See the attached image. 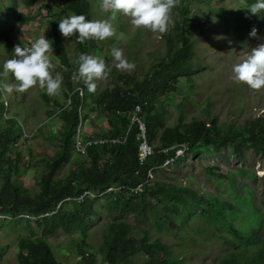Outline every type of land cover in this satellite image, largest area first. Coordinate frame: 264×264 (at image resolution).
<instances>
[{
	"label": "trees",
	"instance_id": "trees-1",
	"mask_svg": "<svg viewBox=\"0 0 264 264\" xmlns=\"http://www.w3.org/2000/svg\"><path fill=\"white\" fill-rule=\"evenodd\" d=\"M38 1L20 3L28 10ZM219 1L177 0L170 12L171 22L164 32H159L164 51L148 53L155 63L145 73L132 75L117 72L105 59L107 78H122L123 82L110 81L108 86L92 92L78 76V58L81 53L98 52L97 39L80 41L74 32L69 37L75 55L71 65L64 36L57 27L58 20L70 14L84 13L86 19L92 18V0H53L52 4L43 5L49 8L46 36L55 49L62 77L61 94L68 102L59 104L47 93L41 94L47 104L53 105L47 114L48 118L55 115L56 122L46 132L39 128L38 134L47 135L55 147L35 159L42 167L31 184L23 176L25 172L31 174L33 151L24 158L16 145L23 137V126L14 114L5 117L9 102L5 100L4 70L0 66V232L7 227L20 231L17 264H63L68 257L59 259L48 240L59 232L69 235L76 264H99V255L104 264H187L188 256L177 251L175 245L187 240L197 243L198 237L222 245L224 253L217 256L216 264H264V212L253 204L250 185H244L246 193L233 189L235 198L225 194L220 198L211 192L200 193L190 183L183 184L176 173L164 180L156 178L157 172L172 166L177 169L186 161L183 155L172 166L161 168L167 156L160 150L181 142H187L190 151L200 144L213 145L217 150L225 147L241 159L250 149L260 156L264 168V116L248 117L244 123L220 120L212 115V106L208 105L207 118L195 117L188 122L181 110L176 123H166L171 114L168 105L180 79L185 78L193 91L194 77L206 68L197 61L196 38L212 29L221 31L237 48H251L257 41H264V12L251 14L242 7L252 0L233 2L232 8L237 7L233 9L211 6L213 2L217 6ZM216 8L219 14L213 12ZM113 16L121 22L118 31L126 33L120 11L116 10ZM15 20L20 25L32 24L35 17L19 13ZM253 27L256 35L249 36ZM13 30L0 27V43L10 50L14 47ZM145 36L146 31L137 28L132 42L138 46ZM136 104L144 106L149 141L157 151L144 165L138 159V130H129ZM85 108L106 121V126H98L92 136L107 142L90 146L85 155H77L74 143L79 123L82 121L84 128L86 119L91 120V125L94 121L89 114L83 116ZM83 135L91 137L84 130ZM125 136L122 143L111 141ZM67 163V173L60 176ZM151 170L155 178L147 181ZM240 172L255 177L248 170ZM236 181L232 178V185ZM262 181L264 186V175ZM141 184L142 190L134 192ZM100 204L107 220L100 219ZM96 222L102 235L99 243L90 238L96 236L90 231ZM171 237L175 241L167 242L166 238ZM4 251L0 240V261Z\"/></svg>",
	"mask_w": 264,
	"mask_h": 264
},
{
	"label": "rangeland",
	"instance_id": "rangeland-1",
	"mask_svg": "<svg viewBox=\"0 0 264 264\" xmlns=\"http://www.w3.org/2000/svg\"><path fill=\"white\" fill-rule=\"evenodd\" d=\"M102 1L104 2V0H92L93 13L91 19H108L114 31L110 37H106L103 40L97 39L99 51L91 55L98 56L103 60L108 59L109 66L113 67L117 72L132 75L134 73H145L155 63L153 58L148 56V53L157 54L164 51L163 41L161 36H159V32L143 25H134L132 23L133 18L119 10L124 27L127 28L126 33H121L118 31L121 24L120 20L111 15L112 9L110 6L105 8L101 5ZM233 2L237 4L238 0H221L217 3V6H213L215 2L211 6L233 9ZM46 3L52 4L53 0H39L33 7L26 10L20 0H15L13 3L8 0H0V27L14 28L11 33L14 45L22 42L28 43L40 35H45L47 38L46 34L50 25L45 20L49 13V8L43 6L47 5ZM213 12L219 14L217 8ZM19 13H27L30 16H34L35 22L25 25L18 24L15 20V15ZM137 28L146 31L144 42L138 46L132 42V36L136 33ZM64 41L66 43V52L72 65L75 62V55L71 50L72 42L69 37L65 36ZM196 42L197 61L204 63L206 68L194 77L193 91L185 78L180 79L178 89L173 94L174 99L168 105L171 114L167 117V125L170 126L177 122L181 110L185 111L186 121L188 122L195 117L207 118L206 109L208 105L212 106V115L220 120L228 119L244 123L248 117L264 116V86L259 89H253L245 83L242 87L241 81L235 80L232 72V65L241 61L251 48H237L227 36L222 35L221 31L216 32L212 29L204 33L202 38H196ZM262 42L264 41H257L254 46ZM112 48H120L123 57L133 67L117 68L115 66L116 62L111 55ZM53 52H50V60L53 64L51 72L54 75L59 70L54 48ZM13 55V49L10 50L0 43V66L4 60L11 58ZM3 75L2 87L6 94V103L9 102L7 109L9 112L5 114V117L14 114V116H17L21 126H23L21 127L23 128V137L16 145L23 152L24 158L28 157V155L30 156V150L33 151V158L30 157L34 161L31 174L25 172L23 176L26 180L25 182L31 184V182L34 183L33 177L42 167V164L35 161V159L44 156L48 153V150L55 147L47 135L38 134L39 128H43L42 130L45 132L54 128L55 115L48 118L47 114V111L52 110L53 105L47 104L42 98L41 94L46 93V91L39 84L19 92L16 90L18 81L15 80L13 75L5 71H3ZM110 81L120 84L123 82L122 78H107L106 76L96 79V88L101 89L104 86H108ZM5 85L9 86L11 90H6ZM62 89L63 86L61 84L57 93L47 95L51 99L57 100L59 104H65L68 100L61 94ZM162 108L160 107V110ZM85 109L87 110V108ZM82 114L85 117L89 114L94 120L92 127L88 125L89 134L94 137L92 136L95 135L94 130H97L98 126L103 128L104 119L97 115L96 112L85 113L83 111ZM92 114H94V117ZM89 122H91L90 119ZM84 131H86L85 126ZM34 134L35 137H32ZM185 157L186 161L180 163L177 169L172 166L169 170L157 172L156 178L164 180L167 175L176 173L177 177L183 179V184L190 183L194 188L199 189L200 193L211 192L219 195L220 198L223 194L234 195L232 193L233 189L246 193L244 185L248 184L253 190V204L264 212V186L262 181L264 168L260 156H257L252 150L246 149L245 155L241 159L225 147L217 150L213 145L200 144V146L193 147L192 151L185 154ZM68 169L69 164L67 163L59 175H64ZM240 170H248L255 174V177L251 178L249 175L241 173ZM232 178L237 180L233 185ZM138 191L141 190L138 189ZM236 196L234 195L233 198ZM97 208L101 213L100 219L107 220L106 210L102 207V204L98 205ZM257 221H259L258 218ZM90 231L96 233V236L90 237L91 240L99 243L102 239L99 223L96 222ZM19 235L20 231L9 227L0 232V240L5 245L0 264H17L15 255L16 241ZM68 239L69 235L59 232L56 236H50L48 240L59 259L63 256L68 257L63 261V264H76ZM166 241L171 243L175 239L172 237L166 238ZM175 249L183 251L188 256L187 264H216L217 256L224 253V249L219 242L216 240H203L200 237H198L197 243H192L189 240L184 244L178 243L175 245ZM100 258L101 256L99 255L98 263L104 264L100 262Z\"/></svg>",
	"mask_w": 264,
	"mask_h": 264
},
{
	"label": "clouds",
	"instance_id": "clouds-1",
	"mask_svg": "<svg viewBox=\"0 0 264 264\" xmlns=\"http://www.w3.org/2000/svg\"><path fill=\"white\" fill-rule=\"evenodd\" d=\"M176 2L177 0H104L103 7L110 6L113 15L116 10H120L133 18L134 25H143L162 33L171 22L170 12ZM242 7L247 8L251 14L259 15L264 12V0H252L251 3ZM85 17L84 13H79L59 19L57 25L59 32L65 37H70L75 32L80 41L89 38L103 40L113 35L114 29L108 19H86ZM254 35H256L255 27L249 32V36ZM13 51L14 55L3 61L2 69L10 72L18 81L17 91L23 92L39 84L48 95L58 92L62 77L59 72L54 75L51 72L53 64L50 60V52H54L49 38L40 35L28 43L14 45ZM111 55L117 68L133 67L123 57L120 48H112ZM78 60V76L83 80L88 91L92 92L96 88V79L108 75L105 61L98 56L86 53H81ZM232 72L235 80L244 82L253 89L264 86V42L251 47L241 61L232 65ZM4 87L6 90H11L7 85ZM189 152L190 150L187 153Z\"/></svg>",
	"mask_w": 264,
	"mask_h": 264
},
{
	"label": "built area",
	"instance_id": "built-area-1",
	"mask_svg": "<svg viewBox=\"0 0 264 264\" xmlns=\"http://www.w3.org/2000/svg\"><path fill=\"white\" fill-rule=\"evenodd\" d=\"M145 109L142 104H136L134 108L131 111L130 116V128H136L138 130L137 140L139 141V163L141 165H144L151 157L155 156L156 152L153 145H151L148 137V129H147V118L146 114L144 113ZM83 122L81 121L79 123L77 132H76V138L74 143V149L76 153L79 155H84L87 152V149L90 146H93L95 144L100 145L107 142L106 140H99L98 138H87L83 135L82 127ZM129 134V131H127L126 135ZM26 136V135H25ZM30 137V136H29ZM126 139V136L123 138H114L111 139L113 143H122L123 140ZM189 151V144L187 142H182L178 144H173L172 146L162 148L160 150V153L163 155H166L167 158L163 161L161 168L166 169L174 163V161L181 157ZM158 167V166H157ZM155 167V168H157ZM155 177V174L151 170L148 174V179H153ZM144 184L139 185L136 189H134V192H137L138 189L142 190ZM89 194V193H86ZM91 195V194H90ZM95 197V195H92ZM101 196V195H100ZM99 196V197H100ZM85 197V196H84ZM82 197L81 200L84 198ZM102 197V196H101Z\"/></svg>",
	"mask_w": 264,
	"mask_h": 264
},
{
	"label": "crops",
	"instance_id": "crops-1",
	"mask_svg": "<svg viewBox=\"0 0 264 264\" xmlns=\"http://www.w3.org/2000/svg\"><path fill=\"white\" fill-rule=\"evenodd\" d=\"M84 112L86 113V112H89L88 111V109L86 110V109H84ZM92 116L94 117V114H92ZM106 121L104 120L103 121V126H106ZM88 125L90 126V127H92V125L90 124V122H89V120L88 119H86V121H85V129H86V134H89L90 132H89V127H88ZM82 130H84V128H82ZM96 130H94V132H95ZM76 152V151H75ZM77 154V153H76ZM78 155V154H77ZM85 155V154H84Z\"/></svg>",
	"mask_w": 264,
	"mask_h": 264
},
{
	"label": "bare ground",
	"instance_id": "bare-ground-1",
	"mask_svg": "<svg viewBox=\"0 0 264 264\" xmlns=\"http://www.w3.org/2000/svg\"><path fill=\"white\" fill-rule=\"evenodd\" d=\"M144 107V106H143ZM91 138V137H90ZM95 139H97V138H95ZM101 145V144H100Z\"/></svg>",
	"mask_w": 264,
	"mask_h": 264
}]
</instances>
